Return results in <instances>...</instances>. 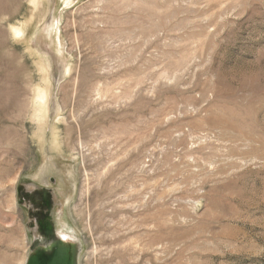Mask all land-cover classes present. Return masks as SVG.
<instances>
[{
  "label": "rangeland",
  "instance_id": "374dc122",
  "mask_svg": "<svg viewBox=\"0 0 264 264\" xmlns=\"http://www.w3.org/2000/svg\"><path fill=\"white\" fill-rule=\"evenodd\" d=\"M66 1L0 0V264L42 186L77 264H264V0Z\"/></svg>",
  "mask_w": 264,
  "mask_h": 264
},
{
  "label": "flooded vegetation",
  "instance_id": "af4514ba",
  "mask_svg": "<svg viewBox=\"0 0 264 264\" xmlns=\"http://www.w3.org/2000/svg\"><path fill=\"white\" fill-rule=\"evenodd\" d=\"M20 189L19 193L28 203L31 229L30 250L42 252L54 246L58 240L56 218L53 214L54 202L48 187H34L31 190ZM21 196V195H20Z\"/></svg>",
  "mask_w": 264,
  "mask_h": 264
},
{
  "label": "water",
  "instance_id": "95a60500",
  "mask_svg": "<svg viewBox=\"0 0 264 264\" xmlns=\"http://www.w3.org/2000/svg\"><path fill=\"white\" fill-rule=\"evenodd\" d=\"M61 235V234H60ZM60 235L56 244L48 250H44L42 252H37L35 250H30L26 263L25 264H77V255H78V246L74 244L72 241L74 254L76 256L73 257L72 254L67 258V262H63V246L61 245ZM74 259V262H73Z\"/></svg>",
  "mask_w": 264,
  "mask_h": 264
},
{
  "label": "bare ground",
  "instance_id": "6f19581e",
  "mask_svg": "<svg viewBox=\"0 0 264 264\" xmlns=\"http://www.w3.org/2000/svg\"><path fill=\"white\" fill-rule=\"evenodd\" d=\"M68 1H66L67 4H68ZM39 111H40V115L41 114H44L43 108H40ZM60 241L62 242L61 245L63 246V252H64L63 253L64 254V256H63V262H67V258L69 257V255L70 254L73 255V245H72L70 239L68 237H66L65 235H60ZM73 257H74V255H73ZM73 262H74V259H73Z\"/></svg>",
  "mask_w": 264,
  "mask_h": 264
}]
</instances>
